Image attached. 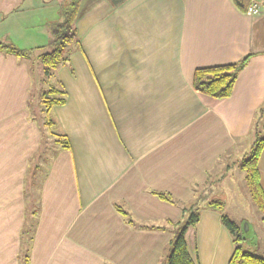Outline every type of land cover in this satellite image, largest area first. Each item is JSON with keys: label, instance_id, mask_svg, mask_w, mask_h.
Segmentation results:
<instances>
[{"label": "crops", "instance_id": "1", "mask_svg": "<svg viewBox=\"0 0 264 264\" xmlns=\"http://www.w3.org/2000/svg\"><path fill=\"white\" fill-rule=\"evenodd\" d=\"M72 1L0 0V24L13 28L0 42L14 47L18 28L10 17L24 5L55 15L43 19L41 41L25 34L29 58L0 52V264H23L31 206L26 264H160L170 223L196 191L204 200L226 192L223 211L246 202L243 173L229 161L249 151L264 103V0L256 16L245 15L248 0H80L78 42L45 81L65 91V103L53 106L49 118L69 149L50 152L41 164L31 203L25 180L45 128L30 108L43 82L31 71V55L49 46L51 26ZM247 54L228 99L193 90L195 69ZM258 171L264 190V154ZM205 203L185 233L187 249L198 264H228L231 234Z\"/></svg>", "mask_w": 264, "mask_h": 264}, {"label": "trees", "instance_id": "2", "mask_svg": "<svg viewBox=\"0 0 264 264\" xmlns=\"http://www.w3.org/2000/svg\"><path fill=\"white\" fill-rule=\"evenodd\" d=\"M80 0H73L65 7L61 8V22L51 26V41L48 51L40 53L37 58L42 66L43 82L55 77L56 70L68 63V57L72 51L75 43L78 42L76 31V20L78 17ZM246 6V5H245ZM245 6L243 11L245 12ZM0 52L14 55L20 58H29L30 52L14 47L7 42H0ZM252 54H247L239 61L232 64L215 65L209 67L197 68L193 72L192 88L193 90L203 96L213 100L221 101L228 99L233 91V86L239 73L245 68L248 60ZM49 88L43 91L40 95V101L44 106L46 119L43 126L51 129L54 124L49 118V112L53 106L63 105L65 103V91L57 88L53 84L48 85ZM46 129V130H47ZM253 140L249 151L239 160L236 165L243 173V182L249 201L255 206L257 212L261 215V221L264 222V190L260 183L258 161L262 154H264V103L256 110L255 119L251 128ZM43 141L39 153L35 160L36 162L31 166L28 176L25 180V186L30 187L29 193L25 190L26 198L33 201L32 188L35 187L37 176L43 170V166L47 165L50 156H47V151L51 150L53 155L60 150L69 149V142L65 135L48 131L50 139L46 138L43 132ZM45 143V145H43ZM43 164V166H41ZM45 170V169H44ZM202 192H195V198L189 204L182 206L181 218L175 222L170 223L171 238L168 241L165 249V256L160 264H198L195 255L192 257L189 253L185 241V233L190 228L196 225L199 218V211L203 202H206L207 207L213 208L221 213V222L231 234L234 251L228 264H264V257L254 255L250 251L253 243L251 240H246L241 231V227L229 220L224 213V201L220 198H213L204 200ZM159 199L169 203H176L175 200L168 194L154 193ZM117 209L128 217V214ZM36 215V208L31 206L30 221H27V227L23 231L26 234V240L23 243L24 254L22 256V263H27V248L32 241V233L34 228V216ZM129 224L137 226L142 229H162L164 227H146L134 224L130 219H127Z\"/></svg>", "mask_w": 264, "mask_h": 264}, {"label": "rangeland", "instance_id": "3", "mask_svg": "<svg viewBox=\"0 0 264 264\" xmlns=\"http://www.w3.org/2000/svg\"><path fill=\"white\" fill-rule=\"evenodd\" d=\"M23 8V12H18L15 13L14 15H12L11 18V24L14 28H18L17 32H13V34H16L17 38H16V43L18 46H15L16 48H20V49H24L25 47V43L26 42H31L30 37H27L25 34H31V36L33 38H35L36 36H39V38H35L36 42H38L39 40L41 41V39L44 37V33H45V26L42 25V23L44 22V18H49V17H53L55 16L54 14H51V12H53L52 9H49V7H25V5L22 7ZM51 10V11H49ZM6 13V12H5ZM4 13V14H5ZM0 16H2L0 14ZM11 29L7 24H0V35L2 33H9V36L12 35L11 33ZM41 34H43L41 36ZM46 41V40H44ZM34 43V42H32ZM41 43V42H40ZM45 44H42L44 46H40V47H44L40 50H38V52H36V50L34 51V53H32L31 55V71L33 72V75L37 81L38 78H43V74H42V66L41 64L38 62V58L37 55H39V53H43L45 51H48L49 46L47 45V42H44ZM49 82H39L37 83V94L34 97V100L32 101V105H31V109L34 110L32 111L33 116H35V118L40 122V124L43 123L44 120L46 119V114L44 112V106L40 101V95L43 91L47 90L49 88ZM47 128H42L43 132H45V134L47 135L46 138L50 139L49 133L48 131H51V129H47ZM54 131V130H53ZM46 142H44L43 145H45ZM47 144V143H46ZM47 156H50V152L51 150L47 151ZM238 160V159H237ZM237 160L234 161H229L230 163H233L232 165H236ZM224 164L226 165V163L224 162ZM223 165V168L224 166ZM237 169V173L241 172L238 167H236ZM238 173V174H239ZM240 175V174H239ZM236 179V178H235ZM242 184V183H241ZM246 190V189H245ZM35 194V193H34ZM226 194V192H225ZM224 193L219 194L218 198L222 199L225 202V197L226 199L228 198ZM247 195V193H246ZM241 205V206H240ZM237 205V206H229V204L227 203V205H225V210L224 213L227 215V217L229 218V220H231L232 222L238 224L240 227L243 228V225L247 222L249 223V227L251 229V237L248 235V240H251V242L253 241L251 247H250V251L254 254V255H260L264 257V222L261 221V215L259 212H257L255 206L249 201L248 196L246 199V202ZM229 206V207H228Z\"/></svg>", "mask_w": 264, "mask_h": 264}, {"label": "built area", "instance_id": "4", "mask_svg": "<svg viewBox=\"0 0 264 264\" xmlns=\"http://www.w3.org/2000/svg\"><path fill=\"white\" fill-rule=\"evenodd\" d=\"M261 1L262 0H248L245 6V15L256 16L261 11Z\"/></svg>", "mask_w": 264, "mask_h": 264}, {"label": "water", "instance_id": "5", "mask_svg": "<svg viewBox=\"0 0 264 264\" xmlns=\"http://www.w3.org/2000/svg\"><path fill=\"white\" fill-rule=\"evenodd\" d=\"M250 225H249V223H245L244 225H243V228L241 227V231H242V233H243V236H244V238L246 239V240H248V235L251 237V229H250V227H249Z\"/></svg>", "mask_w": 264, "mask_h": 264}]
</instances>
